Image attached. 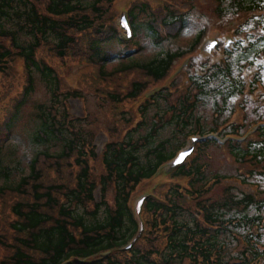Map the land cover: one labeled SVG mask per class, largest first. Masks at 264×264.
<instances>
[{"label": "trees", "instance_id": "obj_1", "mask_svg": "<svg viewBox=\"0 0 264 264\" xmlns=\"http://www.w3.org/2000/svg\"><path fill=\"white\" fill-rule=\"evenodd\" d=\"M112 1L0 0V73L6 74L13 61L21 58L27 78L23 93L13 99L0 126V205L4 222L0 227V264H64L67 261L82 264L81 259H93L126 244L137 227L128 205L134 186L184 146L189 135L204 133L208 123L214 124L207 130L213 129L219 118L230 110L227 101L242 91L239 69L230 58L224 66L211 67L201 83L195 82L191 89L195 93L190 90L176 103L168 101L166 106L167 96L160 95L144 107L142 122L122 139L107 144L101 156L102 171L97 178L92 177L87 157H97L91 145L94 137L90 138L89 130L83 129L84 119L70 118L65 107L68 98L76 96L59 91L57 74L48 64L36 60V53L50 45L62 55L67 45L74 42L71 28L82 31L94 25L104 27ZM38 5L44 6V11ZM236 7L246 12L264 10V0H222L217 10L226 12ZM138 11L149 17L140 23L137 11L131 13L135 33L141 25L157 45L180 36L181 30L174 32L170 28L185 22L184 17L189 13L169 10L156 16L143 5ZM254 22L260 24L263 20L254 19ZM160 25L167 32L165 35L159 32ZM201 32L196 34L188 50L198 42ZM261 41L238 50L244 56L264 52ZM102 46L101 41L91 46L92 59L98 63L105 57ZM160 48L145 61L130 59L118 64L119 68L136 65L149 75L159 77L174 58L187 50ZM104 67L103 63L102 70ZM216 82L221 87L220 94L224 95L214 101L213 120L208 122L202 118L201 121L195 117L197 108L205 105L209 86ZM38 83L43 85L48 98L34 106L25 143L32 152L28 164L22 165L26 154L18 157L17 146L9 144V138L14 136L23 108ZM139 87L132 85L131 95ZM110 98L116 103L122 100L117 94ZM151 108L153 113L147 116ZM209 147L210 142L202 143L190 165L178 169L179 173L192 176V189L199 195L210 190L205 188L210 175L202 160ZM229 148L237 162L252 158L264 161V127L257 141L245 146L230 144ZM62 160H66L67 171L59 165ZM215 177L219 179L221 175ZM256 179L253 181L260 186L262 179L258 175ZM98 184L104 195L100 203L93 194ZM110 191H113L112 207L106 202ZM263 194L259 189L256 194L230 186L215 203L198 202L199 213L188 209L179 201L177 191H172L169 205L148 203L153 222L129 253L114 252L92 264H256L258 260L264 263ZM8 209L14 213L13 217ZM8 228L13 232L12 242L7 240Z\"/></svg>", "mask_w": 264, "mask_h": 264}, {"label": "rangeland", "instance_id": "obj_2", "mask_svg": "<svg viewBox=\"0 0 264 264\" xmlns=\"http://www.w3.org/2000/svg\"><path fill=\"white\" fill-rule=\"evenodd\" d=\"M185 1L186 0H181L180 4L185 7L184 9L190 8L189 9L190 12L186 17H184L183 21L185 22L183 25V29L180 32L181 35L178 37L175 36L171 40L163 41L164 43L157 45L154 40H150L149 33L145 30V28H142L140 25L138 27L136 39L138 43H140L142 48H141V53H139V55H134V58H140L145 61V59L152 56L155 52H159L160 51L159 49H161L160 46L161 47L167 46V48H170L172 50L178 49L184 51L188 49L189 45L194 40L198 32L205 30L206 34H208L212 31H215L216 29H220L223 32L227 31L228 29H236L237 27H239L242 18L245 17L244 14L240 13L241 9L239 7H236L234 9L232 8L226 12L218 11L217 8L222 3V0H192L186 4H183ZM137 13H138L137 19L138 21H140V23H142L144 20L148 19L149 17L146 14H142L140 11H137ZM111 15L112 12L109 11L105 19L106 20L110 19ZM107 43L108 42L104 44L103 49L108 56H112L111 57L112 60L110 59L107 62V64L105 65V70L106 72L110 73L111 70L117 69L119 67L117 65L118 54L116 53L120 51L123 46L112 43L105 46ZM249 55H248V59L252 58L249 57ZM237 58H239V53H235L233 55V60H236ZM258 59L255 60V62H259L260 60ZM47 60H49L48 62L57 68L55 69L57 70L59 75L61 74L63 75V77L61 75L63 85H66L65 82H67L69 86L76 87L78 85L79 88L83 89L82 94L84 95V100L81 101V100L73 99L68 103V108L70 113L74 117L79 116L83 118L84 116L88 115V118L87 119L85 118L86 120L84 119V122L82 123L84 124L83 129L89 130V133H91L90 138L94 137V139H96L98 137L97 144L99 146L103 144V140H107V139L115 140L118 131L120 130V128L124 126V122H122L120 117L121 111L127 110L131 113L132 108L130 101L126 102V100H124L125 102L122 101V103L120 104H115L107 97L103 98V94L101 92L97 90H91L89 86L79 84L81 79L84 78L85 74H87L89 70H83V68H76V64L78 63V61L76 60L72 61L70 57L66 56L64 57V59L52 57V58H47ZM203 62L204 61L201 60V58H196L192 60L186 58L179 61L176 67L181 65H188L189 68L187 71H189L190 73L192 69L203 70L204 67H201ZM71 67H74V73L71 72ZM141 76L142 75H140V73L134 72L132 74L127 75V78L131 79L132 77L138 78ZM262 80L264 82V75H262ZM94 85L97 88L105 87L103 83H95ZM108 85L109 84H107V87L110 88ZM220 89L221 87L218 85L217 82L209 86L208 89L209 95L205 100V105H203L200 108H197L195 114V117H197V119H200L202 121V118H204L206 121L211 122L212 120L211 117H213L212 108L214 107V101L216 99L222 98V95H224V94H220ZM244 97L246 96L241 95L231 100L232 102L234 101L235 105L242 106ZM47 98H48V93L44 89L43 85L38 83L35 89V93L30 98L28 103L24 106L20 121L15 127V131H14L15 134L12 140L9 141V144H13L17 146L18 157H22L24 153L26 154V158L22 159V165L28 164L29 155H31L32 152L30 151L29 146L26 148L25 143L27 144L28 141L27 135L30 133L29 126L32 121L34 106L38 102L39 103L46 102ZM231 100L229 99L227 101L228 105L231 104ZM246 108L248 110V116L246 115V120L248 121L247 123L253 122L255 119L257 120V118L264 119V98L262 101L258 102L255 105L247 104ZM153 109L154 108H151L150 110L151 112L148 113L147 116H150L153 113ZM81 124H79V127L81 126ZM139 156L142 159L141 153H139ZM204 163L207 165V169L209 170V174L211 175H214L215 173H220L221 175L222 174L232 175L236 173V171L237 174L240 173L241 175H244L248 172V170L253 171L252 173L259 174V177L262 179V182L261 183L259 182L260 183L259 191L261 194L264 193V175H260V173H264L263 172L264 163H256L255 161V163L251 162L246 165L238 164L234 162L231 159V157L227 155L226 152L223 151L222 154L214 147L210 148L207 151V156ZM92 164L94 165L95 168L98 169L100 168L99 162H93ZM256 177L257 176H255L252 180H257ZM212 194H214V196L211 195L206 196L207 199L210 200V203H215V201L219 200L222 197V195H218L220 193L212 192ZM106 200L108 206L112 207V205L114 204L113 191H110L108 194H106ZM0 225H1L0 227L4 226V222L1 214V205H0ZM236 250L237 248H235V251Z\"/></svg>", "mask_w": 264, "mask_h": 264}]
</instances>
